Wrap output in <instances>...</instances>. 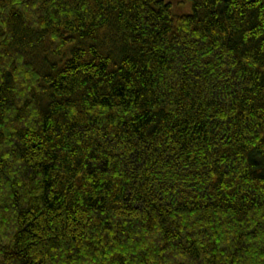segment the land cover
<instances>
[{
  "label": "trees",
  "instance_id": "1",
  "mask_svg": "<svg viewBox=\"0 0 264 264\" xmlns=\"http://www.w3.org/2000/svg\"><path fill=\"white\" fill-rule=\"evenodd\" d=\"M0 0V264H264V0Z\"/></svg>",
  "mask_w": 264,
  "mask_h": 264
},
{
  "label": "rangeland",
  "instance_id": "2",
  "mask_svg": "<svg viewBox=\"0 0 264 264\" xmlns=\"http://www.w3.org/2000/svg\"><path fill=\"white\" fill-rule=\"evenodd\" d=\"M172 4L174 14H190L193 12L191 0H167Z\"/></svg>",
  "mask_w": 264,
  "mask_h": 264
}]
</instances>
